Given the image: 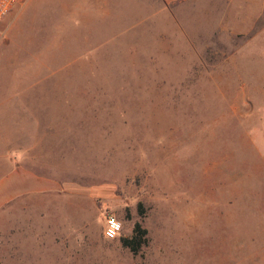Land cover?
Segmentation results:
<instances>
[{
    "label": "rangeland",
    "instance_id": "1",
    "mask_svg": "<svg viewBox=\"0 0 264 264\" xmlns=\"http://www.w3.org/2000/svg\"><path fill=\"white\" fill-rule=\"evenodd\" d=\"M38 2L0 23V99L36 125L10 156L57 185L2 211L0 264H264V12L248 33L227 0L61 29Z\"/></svg>",
    "mask_w": 264,
    "mask_h": 264
},
{
    "label": "crops",
    "instance_id": "2",
    "mask_svg": "<svg viewBox=\"0 0 264 264\" xmlns=\"http://www.w3.org/2000/svg\"><path fill=\"white\" fill-rule=\"evenodd\" d=\"M39 5H50L61 9V17L58 24L62 26L82 24L88 25L96 19L107 18L111 23L105 27L108 30L121 31L132 24L140 25L146 19L153 18L160 12L167 13L173 18L174 8L188 0H130L132 5L128 9L114 8L112 11L107 8L112 2L118 6V0H38ZM152 2V10L149 8ZM109 7V6H108ZM56 10V8H55ZM264 12V0H227L222 16V27L231 32L248 33L258 18ZM111 13V14H110ZM110 14V15H109ZM136 16L135 23H129L125 27L128 19ZM81 20V21H80ZM56 21V22H57ZM57 26V25H56ZM133 26V25H132ZM0 214L12 202L27 200L33 195H40L51 192L55 189L57 182L53 178H48L37 174L29 167L19 163L17 158L10 156L11 151H17L23 147L21 142L27 137L36 135V125L22 122L23 114L12 107L11 99H0ZM33 118L32 116H25ZM33 120V119H32ZM31 125V126H30ZM25 143V142H23ZM20 144V145H19ZM264 146V142H261ZM12 147H16L12 149ZM256 147L258 151L260 147ZM262 150V149H261ZM18 152V151H17ZM232 198H227L231 201ZM264 218V212L262 215ZM258 222L261 223L260 217Z\"/></svg>",
    "mask_w": 264,
    "mask_h": 264
},
{
    "label": "built area",
    "instance_id": "3",
    "mask_svg": "<svg viewBox=\"0 0 264 264\" xmlns=\"http://www.w3.org/2000/svg\"><path fill=\"white\" fill-rule=\"evenodd\" d=\"M25 0H0V23L7 16L9 11L16 5H22ZM119 225V227H117ZM122 230L121 221L114 215L108 214L104 217L103 235L106 238L114 239L119 236ZM113 233V235H109Z\"/></svg>",
    "mask_w": 264,
    "mask_h": 264
},
{
    "label": "clouds",
    "instance_id": "4",
    "mask_svg": "<svg viewBox=\"0 0 264 264\" xmlns=\"http://www.w3.org/2000/svg\"><path fill=\"white\" fill-rule=\"evenodd\" d=\"M117 227H119V225H117ZM109 235H113V233H109Z\"/></svg>",
    "mask_w": 264,
    "mask_h": 264
}]
</instances>
